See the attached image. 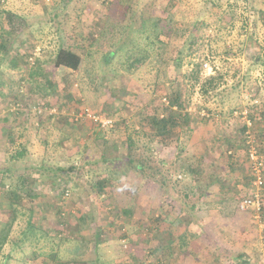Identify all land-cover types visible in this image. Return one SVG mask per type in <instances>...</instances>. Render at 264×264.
<instances>
[{"label": "rangeland", "instance_id": "rangeland-1", "mask_svg": "<svg viewBox=\"0 0 264 264\" xmlns=\"http://www.w3.org/2000/svg\"><path fill=\"white\" fill-rule=\"evenodd\" d=\"M156 16L161 32L173 30L168 43L151 47L146 63H128ZM0 28L12 33L0 38V230L13 219L18 186L36 197L21 200L0 264H157L143 232L183 233L180 220L159 223V214L184 206L185 193L211 220L221 250L264 264V213L238 209L253 187L249 151L264 156V0H0ZM61 49L81 55L82 66L57 68ZM178 98V137L156 141L146 119ZM85 108L114 127L74 122ZM192 167L200 169L193 186L203 188L195 195L182 175ZM32 204L37 222L28 231ZM123 208L129 215L115 214ZM60 225L68 229L61 235ZM199 242L185 264L214 259L202 252L216 247Z\"/></svg>", "mask_w": 264, "mask_h": 264}, {"label": "trees", "instance_id": "trees-1", "mask_svg": "<svg viewBox=\"0 0 264 264\" xmlns=\"http://www.w3.org/2000/svg\"><path fill=\"white\" fill-rule=\"evenodd\" d=\"M169 6V5H168ZM162 7H167V6H159L160 9H162ZM166 9V13L170 12V9L167 7ZM163 10V9H162ZM165 11V10H164ZM6 14V12L4 13ZM10 17H12L11 14H9ZM15 17H13L12 21L14 20ZM156 22H152V25L147 28V26H144L145 32L142 31V34L140 35V38L142 40V37L144 38V40L148 41V43H146L145 48H141L138 51H133L132 53H127L128 55H130L129 58L127 59V62L129 63L130 61L132 63L138 62V64L140 65L141 63H146V60L148 59V55L150 54V48H154L155 46L160 49L161 48V44L164 43H168L167 38H169L170 34L172 33V29H170V25H166L164 32L160 31V25L161 22H164V20L159 19V16H156ZM11 21V22H12ZM167 21V20H166ZM165 21V22H166ZM15 26V25H14ZM15 28V27H14ZM13 28V29H14ZM1 32H0V38L2 41V43L6 40V37H9L12 35L11 32H6L4 29L0 28ZM135 44V41H134ZM160 46V47H159ZM5 46H3L4 48ZM134 48L138 49V43L135 44ZM4 50V49H3ZM118 52V51H117ZM116 50L111 51L110 53L107 54V60L108 61H114L116 58V54H117ZM129 52V51H128ZM31 58H29V62L32 63ZM83 63V58L81 55H79L77 52H75L74 50H69V49H61L59 50V52L57 53L56 59H55V66L57 68H66V69H71V70H78ZM180 98V96H178ZM171 100L169 106L163 111L164 113H160V114H156L153 117H149L146 119V123L147 125L151 128V130L154 131V133L156 134V141H159L158 139H161V137H164L163 139L165 140H169L168 142L172 143L173 139L178 137V117L177 112H175L173 110V106H177L178 104L181 105L180 103H178L177 100ZM44 108V107H43ZM46 109V108H45ZM46 113L47 110H46ZM98 113V112H97ZM257 112H251V118L253 119V115H256ZM264 114V111H263ZM54 115V114H53ZM188 121V120H187ZM185 121L183 123L184 126L188 125V122ZM132 142L129 143L128 145L131 146L130 148V152L132 153ZM18 154H24V152H18ZM22 156V155H21ZM42 163L45 162L46 159L42 158ZM47 164V162H45ZM131 160L129 161V164L131 165ZM140 170H144L143 165H141V168H139ZM200 169L197 168H193L188 170V172H182V175H184L186 178L185 182L190 180V184L191 186V190H192V194L195 195V192L198 190H202L203 188L200 187V185H195L196 180L200 181ZM188 175V176H187ZM196 176V177H195ZM181 177V176H180ZM195 177V178H194ZM188 178V179H187ZM178 183H181L179 181H177ZM175 182V183H177ZM183 182V183H185ZM193 182V183H192ZM105 181H100L98 183V191L102 192L105 189ZM187 184H185L186 186ZM233 185V184H232ZM210 186H207V188H209ZM212 187V186H211ZM234 187V185H233ZM20 188L21 186H18V190L15 189L13 191V198L15 199V201L17 202H12V204L10 205V209H12L13 211V219H11V222L9 224H6V226L4 228H2L0 230V250H2V248L4 247V245L7 243L8 239H9V235L10 232L12 230L13 224L17 221V219L20 216V212H18L19 208L18 206H21V208H24V206L20 205V202L23 198L25 197H29L30 199H36V197L33 195L31 196L30 194H26L27 196H23L20 193ZM68 188V186H67ZM67 188L62 190V194L64 195L65 191L67 190ZM177 186H175V188H172V190H176ZM226 188V190H230V187L228 186V184L224 185L222 189ZM189 189V188H188ZM200 189V190H199ZM209 190V189H207ZM206 190H204L205 193ZM206 194V193H205ZM22 195V198H21ZM246 195V194H245ZM247 196V195H246ZM170 197V196H169ZM185 198L188 199V201L184 204V206H179L177 204H175V206L177 207L175 209V213L174 214H169L168 212L165 211V213L159 214L160 218V222L159 223H164L167 224L169 223L170 226L175 225L177 223L178 220L181 221L182 226H184V232L183 233H174L171 229L165 230L164 232H161L159 229H161L160 225H153L152 228L154 230H152L151 228H146L143 232L144 238L145 240L143 241L145 244H148V255L151 259H156L158 262L157 264H185L184 262V258L183 255L185 253H187V255L192 254L191 247H192V243L194 241H197L198 243H200V239L201 237L206 238L209 241V246L210 247H216L217 252H210L207 250H200V252L203 253V255L209 256L206 257L205 260L208 261L207 258H211V255H213V260L210 262L208 261L207 264H213V262L215 261L217 264H244V260H242L243 255H234L232 252L227 253L226 251L221 250L222 248H219L218 245L216 243H218V238L217 236H215L210 228L211 226V220H209V218L207 217H200L198 215V213L195 214V210H196V204H191V199L189 198V193H185L184 195ZM263 203H264V196H263ZM181 204V203H180ZM191 204V205H190ZM171 206H174V204L172 203ZM31 210L28 212V220H27V228L28 231H30L32 228H34V224L37 222L36 221V214H35V206L32 204V207H30ZM239 209V207H238ZM118 211H115V214L117 215L118 213L120 214H125V215H129V211L127 208H123L122 210L117 209ZM240 211V210H239ZM25 210L21 213V215H24ZM264 213V209L263 212ZM261 213V215H262ZM173 216V217H172ZM194 217H197V221ZM62 217L60 216L58 218V220H62ZM40 221V220H38ZM59 228H61L60 231V235H61V231H67V228H63V225L58 226ZM149 230V233H145V231ZM174 233V234H172ZM177 234V235H176ZM142 235V236H143ZM62 237V236H61ZM176 237V242H181V244L179 245L178 243L174 242V239ZM215 237V239H214ZM66 238V237H65ZM119 243L121 244V248L122 246V242L119 241ZM143 243V244H144ZM201 244V243H200ZM178 246V247H177ZM218 247V248H217ZM199 250V249H198ZM190 251V252H189ZM194 255V252H193ZM192 255V256H193ZM167 257H169V259H167ZM194 257V256H193ZM164 259H166L167 263L164 262ZM202 260V259H201ZM201 260H197L199 261V263L201 262L202 264H206L205 262L201 261ZM220 262V263H218ZM152 262L149 261V264H151ZM128 264V262L126 263ZM249 264V263H248Z\"/></svg>", "mask_w": 264, "mask_h": 264}, {"label": "built area", "instance_id": "built-area-1", "mask_svg": "<svg viewBox=\"0 0 264 264\" xmlns=\"http://www.w3.org/2000/svg\"><path fill=\"white\" fill-rule=\"evenodd\" d=\"M31 61L33 62V58H31ZM205 68L209 71V74L212 73V67L209 66L207 63L205 64ZM164 102L168 104L167 100L164 99ZM43 107V106H41ZM39 112H43V108L39 109ZM247 115V112H242L241 115ZM83 118H88V120L94 122L97 124V126L101 128H113L114 127V121L113 119H109L108 117H105L97 112H93L91 109H83L80 112L77 113V116H75L74 122H79ZM245 125L250 130L252 128V122L250 119L245 121ZM248 141L247 143L253 142L251 136L247 137ZM249 158H250V175L253 178V187L251 188L249 194L246 198H244L240 204H239V210L242 212H247L252 210L253 214L255 215V218H259L261 216V213L264 209V203H263V196H264V163L263 159L264 156L260 155L256 148L253 146L249 151ZM70 188H68L65 191V197L70 196Z\"/></svg>", "mask_w": 264, "mask_h": 264}, {"label": "crops", "instance_id": "crops-1", "mask_svg": "<svg viewBox=\"0 0 264 264\" xmlns=\"http://www.w3.org/2000/svg\"><path fill=\"white\" fill-rule=\"evenodd\" d=\"M210 230H211V228H210ZM211 232H212V230H211ZM214 234V233H213ZM189 255H190V253H189ZM197 261V260H196ZM193 264H201V263H199V261H197V262H193Z\"/></svg>", "mask_w": 264, "mask_h": 264}]
</instances>
